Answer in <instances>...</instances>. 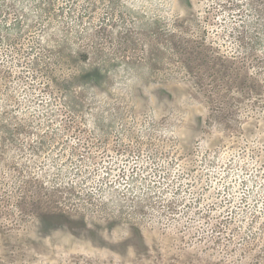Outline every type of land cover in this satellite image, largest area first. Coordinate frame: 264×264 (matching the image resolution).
<instances>
[{
	"label": "rangeland",
	"instance_id": "374dc122",
	"mask_svg": "<svg viewBox=\"0 0 264 264\" xmlns=\"http://www.w3.org/2000/svg\"><path fill=\"white\" fill-rule=\"evenodd\" d=\"M0 264H264V0H0Z\"/></svg>",
	"mask_w": 264,
	"mask_h": 264
},
{
	"label": "trees",
	"instance_id": "16d2710c",
	"mask_svg": "<svg viewBox=\"0 0 264 264\" xmlns=\"http://www.w3.org/2000/svg\"><path fill=\"white\" fill-rule=\"evenodd\" d=\"M71 59H73L74 61V63L77 61V60H75V58L73 57V56H71L70 57ZM95 66V65H94ZM73 68V67H72ZM49 69L50 68H48V67H45L44 69H43V72L44 73H47V72H49ZM97 69V68H96ZM73 74V79L74 78H81V79H85L84 77H90V76H95V77H100V76H102V73L97 69V70H95V69H92L91 71H85V70H81V73L79 74V75H77L76 76V74H75V72H72Z\"/></svg>",
	"mask_w": 264,
	"mask_h": 264
}]
</instances>
